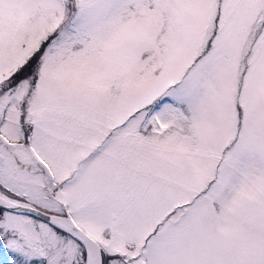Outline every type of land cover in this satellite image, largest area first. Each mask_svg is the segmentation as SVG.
<instances>
[{
  "label": "snow or ice",
  "instance_id": "6c2138e0",
  "mask_svg": "<svg viewBox=\"0 0 264 264\" xmlns=\"http://www.w3.org/2000/svg\"><path fill=\"white\" fill-rule=\"evenodd\" d=\"M0 264H264V0H0Z\"/></svg>",
  "mask_w": 264,
  "mask_h": 264
}]
</instances>
